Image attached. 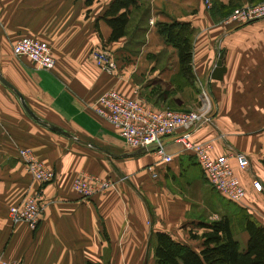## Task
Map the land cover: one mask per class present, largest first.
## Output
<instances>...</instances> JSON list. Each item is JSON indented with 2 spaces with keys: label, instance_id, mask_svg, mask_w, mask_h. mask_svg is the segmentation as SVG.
<instances>
[{
  "label": "crops",
  "instance_id": "crops-1",
  "mask_svg": "<svg viewBox=\"0 0 264 264\" xmlns=\"http://www.w3.org/2000/svg\"><path fill=\"white\" fill-rule=\"evenodd\" d=\"M112 1L0 0V76L20 93L0 81V254L9 262L155 264L150 240L156 232L200 250L190 230L201 235L198 225L207 222L189 214L197 203L205 204L210 184L202 167L177 139L164 146L174 158L170 164L155 152L130 149L93 111L109 91L153 110L189 112L207 104L210 120L191 139L211 145L215 158L230 156L246 191L241 203L231 204L233 220L244 212L264 227V19L227 26L217 9L213 12L212 0H142L130 8L126 34L111 41L105 16ZM217 1L230 7V0ZM173 22L195 30L190 80L180 72L177 49L158 31L159 24ZM23 37L49 44L52 70L37 69L14 54ZM98 49L113 56L116 74H106L93 61ZM220 55L226 72L218 81L209 75ZM21 150L53 170L54 181L35 180ZM235 152L248 156L247 169L239 168ZM78 177L113 186L84 197L73 189ZM254 181L263 185L262 192ZM37 195L47 205L38 228L15 224L10 209ZM237 237L245 247L248 234L238 231Z\"/></svg>",
  "mask_w": 264,
  "mask_h": 264
},
{
  "label": "built area",
  "instance_id": "built-area-1",
  "mask_svg": "<svg viewBox=\"0 0 264 264\" xmlns=\"http://www.w3.org/2000/svg\"><path fill=\"white\" fill-rule=\"evenodd\" d=\"M264 19V1L259 4H244L233 10L232 14L223 22L225 25H242ZM14 54L29 58L41 70H52L55 59L52 56L49 44L29 37L21 38L13 48ZM92 59L106 74L114 75L118 70L113 56L104 49L92 52ZM93 111L102 120L110 124L125 144L134 151L144 150L154 143L175 137L183 145L184 152L195 156L202 167L209 184L230 202L241 203L246 197V191L235 174L230 156H212V146L195 143L191 139L192 132L202 124L209 122L210 107L206 104L198 111L178 112L170 108L163 110L149 109L135 98H128L116 91L104 94L93 106ZM160 161L170 164L172 155H167L164 147L154 151ZM20 156L25 162L32 177L42 183L54 181L55 172L38 161L29 150H21ZM232 157L240 169L249 167L247 155L235 152ZM148 171L153 178L158 179L159 173L154 166ZM113 184L95 177H78L73 182V189L84 197H91L103 193ZM253 186L258 192L263 191V185L254 181ZM47 205L40 196H31L19 206L10 209L11 220L15 224L25 223L30 229L36 230L42 220ZM0 264H19L7 261L0 254Z\"/></svg>",
  "mask_w": 264,
  "mask_h": 264
},
{
  "label": "trees",
  "instance_id": "trees-1",
  "mask_svg": "<svg viewBox=\"0 0 264 264\" xmlns=\"http://www.w3.org/2000/svg\"><path fill=\"white\" fill-rule=\"evenodd\" d=\"M140 1L142 0L112 1L105 16L113 30L111 41H118L126 34L131 15L130 8H136ZM212 1L213 12L219 6L227 12L229 9L232 12L244 5L242 0H230V7L219 5L217 0ZM262 1L248 0V4H258ZM87 2L90 4L93 0ZM158 31L168 44L177 49L183 77L188 80L194 78L195 30L187 23L173 22L159 24ZM198 227L203 229V233L199 235L192 229L190 237L201 242L199 251L188 244L176 241L169 233L153 234L150 247L154 253L155 264H264V227L252 216L243 212L237 220H233L230 213H227L218 220L201 223ZM238 231L248 234L245 247L237 237Z\"/></svg>",
  "mask_w": 264,
  "mask_h": 264
},
{
  "label": "rangeland",
  "instance_id": "rangeland-1",
  "mask_svg": "<svg viewBox=\"0 0 264 264\" xmlns=\"http://www.w3.org/2000/svg\"><path fill=\"white\" fill-rule=\"evenodd\" d=\"M219 5H221V4H219ZM232 12L230 11V9L227 12L226 9H224L222 6H219V8L217 9V14L218 15L220 14V17H223L222 20H220L221 23H223L232 14ZM200 108L201 107H199L197 110H194V111H198ZM189 112H193V111L191 110ZM215 191L216 190H214L209 185L208 186V193L204 199V202H205L204 206H200L199 203H197L195 208H194L195 210H193L189 215H192V217H195L196 219H200V220H203L207 223H211L215 220H218L222 215L229 213V211L231 209V204L234 202H230L228 199L224 198L217 191L216 192ZM200 203H201V200H200ZM234 204H236V203H234ZM129 263L130 262H126V261L122 262L121 261L118 264H129ZM105 264H117V262L113 261V263H111V261H105ZM132 264H138V262L134 261V262H132ZM145 264H152V262L150 260V261L145 262Z\"/></svg>",
  "mask_w": 264,
  "mask_h": 264
},
{
  "label": "water",
  "instance_id": "water-1",
  "mask_svg": "<svg viewBox=\"0 0 264 264\" xmlns=\"http://www.w3.org/2000/svg\"><path fill=\"white\" fill-rule=\"evenodd\" d=\"M223 55H220V58H219V61L217 62L216 66L214 67V69L211 71L210 73V78L213 79V80H218V81H221L223 80V77H224V74L226 72V68L225 66L223 65ZM0 81L5 84L7 87L13 89L16 94L18 96H20V93L12 86V84H10L7 80H5L3 77L0 76ZM24 104V103H23ZM24 107L26 108V110L29 112V114H31L36 120L39 121V119L34 115L32 114V112H30V110L26 107V105L24 104ZM210 116H208L209 118ZM54 130L64 134V135H67L69 136V134H67L66 132H64L62 129L58 128V127H55V126H51ZM176 138H167L163 141H161L160 143H154L150 146H148L146 149L144 150H139L138 151V154H144V153H151V152H154L156 151L157 149H159L160 147H164L166 146L168 143H170L171 141L175 140Z\"/></svg>",
  "mask_w": 264,
  "mask_h": 264
}]
</instances>
